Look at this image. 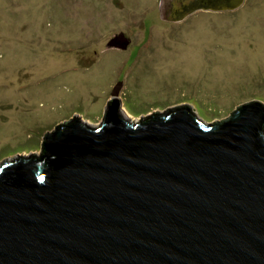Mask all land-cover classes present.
I'll list each match as a JSON object with an SVG mask.
<instances>
[{
  "label": "water",
  "instance_id": "obj_1",
  "mask_svg": "<svg viewBox=\"0 0 264 264\" xmlns=\"http://www.w3.org/2000/svg\"><path fill=\"white\" fill-rule=\"evenodd\" d=\"M245 0H160L164 20ZM56 125L0 165V264H264V104Z\"/></svg>",
  "mask_w": 264,
  "mask_h": 264
},
{
  "label": "rangeland",
  "instance_id": "obj_2",
  "mask_svg": "<svg viewBox=\"0 0 264 264\" xmlns=\"http://www.w3.org/2000/svg\"><path fill=\"white\" fill-rule=\"evenodd\" d=\"M160 0H0V165L42 155L56 125L98 127L191 104L224 120L264 104V0L164 20Z\"/></svg>",
  "mask_w": 264,
  "mask_h": 264
}]
</instances>
